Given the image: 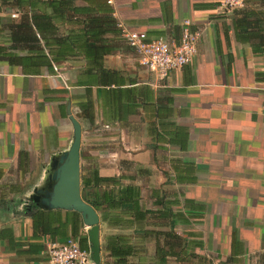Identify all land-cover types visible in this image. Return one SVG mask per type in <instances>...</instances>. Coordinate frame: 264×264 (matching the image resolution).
I'll return each instance as SVG.
<instances>
[{
	"label": "crops",
	"instance_id": "1",
	"mask_svg": "<svg viewBox=\"0 0 264 264\" xmlns=\"http://www.w3.org/2000/svg\"><path fill=\"white\" fill-rule=\"evenodd\" d=\"M104 4L148 39L176 43L190 22L201 32L196 53L158 82L119 40L103 58L113 72L103 87L79 57L52 63L41 47L13 49L9 27L20 15L0 10V264H45L47 245L68 237L91 247L77 212L33 201L70 146L69 116L80 126L79 178L95 170L136 186L147 212L137 233L96 212L98 264L116 261L105 251L109 235L131 246L124 264H264V55L216 0ZM242 8L264 9V0Z\"/></svg>",
	"mask_w": 264,
	"mask_h": 264
},
{
	"label": "trees",
	"instance_id": "2",
	"mask_svg": "<svg viewBox=\"0 0 264 264\" xmlns=\"http://www.w3.org/2000/svg\"><path fill=\"white\" fill-rule=\"evenodd\" d=\"M74 1L0 0V10L12 8L20 15L9 27L12 48L28 51L41 47L52 63L79 57L85 63L83 73L94 74L99 86L109 87L102 77L113 72L103 68V58L117 48L116 42L123 41L115 28L116 21L104 0H81L86 4L84 7H76ZM232 13L237 16L234 29L242 31L241 37L246 41L254 42L252 51L264 55V9L240 8ZM247 29H254L256 33L245 32ZM87 174L91 178L80 176V199L99 213L101 222L108 227L134 226L133 233H137V224L147 214L139 204L138 188L122 185L119 178H98L95 170ZM122 242L117 235L105 239V251L116 260L112 264H124V257L130 255L131 246H124ZM78 245L83 249L80 240Z\"/></svg>",
	"mask_w": 264,
	"mask_h": 264
},
{
	"label": "built area",
	"instance_id": "3",
	"mask_svg": "<svg viewBox=\"0 0 264 264\" xmlns=\"http://www.w3.org/2000/svg\"><path fill=\"white\" fill-rule=\"evenodd\" d=\"M114 0H106L113 5ZM244 0H216V10L220 13L242 8ZM14 16V15H13ZM190 22L184 21L180 27L178 41L169 42L162 38L148 39L141 31L125 28L115 23L120 38L133 52L135 59L158 82L164 81L168 74L189 64L196 53L200 30H190ZM45 264H93L89 252L82 250L76 239L68 237L59 244H49L46 249Z\"/></svg>",
	"mask_w": 264,
	"mask_h": 264
},
{
	"label": "water",
	"instance_id": "4",
	"mask_svg": "<svg viewBox=\"0 0 264 264\" xmlns=\"http://www.w3.org/2000/svg\"><path fill=\"white\" fill-rule=\"evenodd\" d=\"M67 105V114H69ZM72 126V140L67 151L53 158L48 165L45 185L35 192L33 201L48 209L72 210L80 215L82 224L90 227L87 233L91 243L89 258L98 264L97 224L98 215L91 206L80 199L79 194V145L80 126L69 116Z\"/></svg>",
	"mask_w": 264,
	"mask_h": 264
},
{
	"label": "rangeland",
	"instance_id": "5",
	"mask_svg": "<svg viewBox=\"0 0 264 264\" xmlns=\"http://www.w3.org/2000/svg\"><path fill=\"white\" fill-rule=\"evenodd\" d=\"M87 136V135H86ZM81 171L83 172V170H85V169H87V168H85V166L84 165H82V167H81ZM85 172H86V170H85Z\"/></svg>",
	"mask_w": 264,
	"mask_h": 264
}]
</instances>
